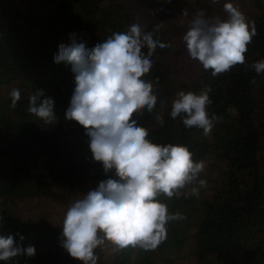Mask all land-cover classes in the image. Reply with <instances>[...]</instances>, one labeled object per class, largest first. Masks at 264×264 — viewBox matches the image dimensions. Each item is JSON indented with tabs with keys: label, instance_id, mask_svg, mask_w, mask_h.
Wrapping results in <instances>:
<instances>
[{
	"label": "trees",
	"instance_id": "16d2710c",
	"mask_svg": "<svg viewBox=\"0 0 264 264\" xmlns=\"http://www.w3.org/2000/svg\"><path fill=\"white\" fill-rule=\"evenodd\" d=\"M232 1L255 28L245 63L212 76L211 70L195 61L196 68L180 84L185 93L199 94L211 88L212 104L207 111L216 119L210 134L186 128L180 117L171 118L178 90L162 71L164 52L175 33L151 22L143 31L168 47H157L152 56L153 64L161 67L159 72L155 75L152 67L142 77L153 83L155 108L151 113L145 109L133 115L138 126L148 129L150 141L186 146L194 162L207 160L224 167V179L199 206L191 205L190 194L179 198L161 194L158 200L167 205L168 212H179L184 219L167 225L166 239L155 250L139 246L114 249L111 260L104 264H160L166 241H180L186 232H191L188 239H194L197 264H264V73L257 74L251 67L264 59V0ZM200 10L206 18L225 19L222 6L212 1L201 4L200 0L190 8L191 23ZM134 23L139 24L136 11L126 0H0V90L20 81L56 78L57 83H66V95L71 99L75 76L71 65L54 62L59 45L75 39L91 49L115 32H126ZM63 76L67 78L61 79ZM64 101H54L57 120L53 124L31 114L23 94L15 108L10 106V98L0 102V236L12 235L22 247H36L34 257L21 255L0 264H81L61 246L62 227L46 216H25L22 203L32 198L37 203L67 204L71 192L85 196L101 181L118 179L115 169L105 173L102 163L93 159L88 136L71 147H56L67 110ZM108 243L95 250L98 257L112 245Z\"/></svg>",
	"mask_w": 264,
	"mask_h": 264
},
{
	"label": "clouds",
	"instance_id": "9594fccd",
	"mask_svg": "<svg viewBox=\"0 0 264 264\" xmlns=\"http://www.w3.org/2000/svg\"><path fill=\"white\" fill-rule=\"evenodd\" d=\"M223 9L228 14L223 20L206 18L200 10L183 35L189 57L211 70L212 76L244 64L247 46L256 34L232 3H224ZM145 47L147 54L142 52ZM157 47L168 45L134 23L126 32H115L91 49L75 39L69 45L62 43L54 56L55 63L71 65L75 76L65 118L84 127L93 159L102 163L105 173L115 169L118 177L101 181L65 213L61 246L82 264H97L94 250L106 241L115 249L139 246L155 250L166 239L167 225L184 219L179 212L170 214L158 197L179 198L181 190L196 181L200 187L206 186V180L199 179L203 161L194 162L193 153L184 145L153 143L148 129L133 119L134 113L145 109L151 113L156 106L153 83L142 77L150 72ZM251 67L257 74L264 73V59ZM210 92L211 88L199 94L179 91L172 102L171 118L180 117L186 128L196 127L209 135L216 119L207 111L212 104ZM10 96V106L15 108L20 90L13 89ZM42 96L43 90H38L29 97L28 111L53 124L57 120L54 101L49 97L40 100ZM190 195L198 196L199 189L192 187ZM20 240H24L22 235ZM21 255L34 257L36 247H22L12 235L0 236V261Z\"/></svg>",
	"mask_w": 264,
	"mask_h": 264
},
{
	"label": "rangeland",
	"instance_id": "374dc122",
	"mask_svg": "<svg viewBox=\"0 0 264 264\" xmlns=\"http://www.w3.org/2000/svg\"><path fill=\"white\" fill-rule=\"evenodd\" d=\"M126 1L135 9L138 22L143 29L148 23L151 22L159 27L170 29L175 33L173 42L171 43L169 49L164 52L165 67L163 68L162 74L166 76V78L174 80V86L177 88L178 92L182 91L180 84L183 83L185 75L189 77L191 71L196 68V60H193L189 57L186 46L183 42V35L191 26L190 16L188 15L191 13L190 8L200 0ZM211 1L222 7L224 3L230 2L236 7L235 2L232 0H201V4H207ZM223 12L225 19H227L228 14L224 11V9ZM219 17L220 19H223L222 16ZM152 67L154 74L158 73L159 68H161L155 63ZM66 78L67 76H63L61 79L65 80ZM56 81V78L42 77L36 83L30 82L29 80L20 81L19 83H12L11 85L0 90V102L3 103L9 100V98L11 99L10 93L13 89H19L20 94H23L27 101H29V97L33 95L35 91L43 90L44 96L52 98L53 101L57 99L65 100L63 106L68 109L71 99L66 95V83L64 81L57 83ZM25 85H30L31 88H28ZM60 123L62 124L60 129V141L56 147H71L75 142L81 141L87 136L84 127L79 125V123L74 120H68L64 116ZM203 162L205 167L204 171L200 173L199 179L206 180V186L200 187L198 181H196L185 189L181 190L180 196L183 194H190L192 187L199 189L198 196L192 195V206H199L203 197L209 196L211 192L210 190L214 189L215 186L224 179L222 174L224 167L220 166V164L214 163L213 161L204 160ZM71 195L72 197L66 202L67 204L52 200H43L45 203H37L36 201H32V198H29L30 200L25 201L24 204L22 203V205H24V215L33 218L46 216L52 222L62 227L63 219L67 209L76 200L83 198L81 194L77 195L71 192ZM29 201H32L33 203L30 204ZM193 228L194 227H192L190 231H193ZM189 235H191V232H186L184 238L180 241H166L167 246L163 251V259L162 261L160 260V264H197L193 255V249L195 245L194 239L193 237L188 239ZM108 246L107 250L104 251L103 256L99 257L97 264L108 263L111 260L110 253H112L115 248L112 245Z\"/></svg>",
	"mask_w": 264,
	"mask_h": 264
}]
</instances>
